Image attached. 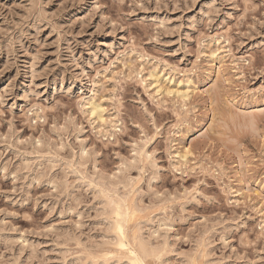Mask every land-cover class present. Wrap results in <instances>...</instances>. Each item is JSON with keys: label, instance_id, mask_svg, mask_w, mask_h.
<instances>
[{"label": "rangeland", "instance_id": "obj_1", "mask_svg": "<svg viewBox=\"0 0 264 264\" xmlns=\"http://www.w3.org/2000/svg\"><path fill=\"white\" fill-rule=\"evenodd\" d=\"M136 239L264 264V0H0V264Z\"/></svg>", "mask_w": 264, "mask_h": 264}, {"label": "bare ground", "instance_id": "obj_2", "mask_svg": "<svg viewBox=\"0 0 264 264\" xmlns=\"http://www.w3.org/2000/svg\"><path fill=\"white\" fill-rule=\"evenodd\" d=\"M152 74H154V73H152ZM161 78L160 77H157L156 76V80L157 81H159ZM157 84V83H156ZM159 84V83H158ZM159 90V89H158ZM92 113L93 114H96V116L98 117V116H102V109H101V107L98 105V104H96V103H93V105H92ZM101 187H103V186H101ZM101 190H102V188H101ZM97 191V190H96ZM105 192H103V194H104ZM104 195H106V193L104 194ZM108 200V199H107ZM115 201V200H114ZM103 202H104V200H103ZM112 202V201H111ZM125 202V201H124ZM109 203V202H108ZM123 203V202H122ZM111 204V203H110ZM118 204H120V203H117V205ZM108 205V204H107ZM106 205V206H107ZM113 205H115V207H116V204H114L113 203ZM113 207V206H112ZM122 207V206H121ZM107 208V207H106ZM113 209V208H112ZM114 210H116V211H114L115 212V214H116V217H117V219L115 218V215H114V218L117 220V230L119 231L118 232V236H117V238L119 237V241H121L120 243L121 244H124L125 243V241L127 240V233H126V235H125V233H124V231H126V230H124L125 228H124V226H125V223H126V218H125V213L123 212V210L120 208V207H118L117 209H114ZM110 211H112V210H110ZM110 215H111V212H110ZM115 220V221H116ZM116 223V222H115ZM114 225V224H113ZM114 227V229H116V226L114 225L113 226ZM116 235H117V231H116ZM139 236V235H138ZM141 236V235H140ZM139 236V237H140ZM116 238V237H115ZM114 238V239H115ZM128 238H129V236H128ZM130 239V238H129ZM140 239V238H139ZM137 240V239H136ZM127 241H129V240H127ZM131 241V240H130ZM138 241V240H137ZM146 243V242H145ZM120 244V245H121ZM127 245H129V243L127 242L126 243ZM122 246V245H121ZM124 246V245H123ZM145 246H146V244H144V242L143 241H138V242H134V244L133 245H131L130 244V246H128V249H129V251H130V253H131V258H132V260L131 261H133V263L134 264H142L141 262H143L142 260V257H144L142 254H144V253H146V252H148L149 251V249H148V251L146 250V248H145ZM151 251H153V250H151ZM142 256V257H141ZM146 262V261H145Z\"/></svg>", "mask_w": 264, "mask_h": 264}]
</instances>
